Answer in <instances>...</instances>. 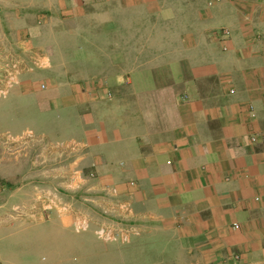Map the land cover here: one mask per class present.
Masks as SVG:
<instances>
[{
    "label": "crops",
    "instance_id": "crops-1",
    "mask_svg": "<svg viewBox=\"0 0 264 264\" xmlns=\"http://www.w3.org/2000/svg\"><path fill=\"white\" fill-rule=\"evenodd\" d=\"M208 1L0 0V264H264V0Z\"/></svg>",
    "mask_w": 264,
    "mask_h": 264
},
{
    "label": "built area",
    "instance_id": "built-area-1",
    "mask_svg": "<svg viewBox=\"0 0 264 264\" xmlns=\"http://www.w3.org/2000/svg\"><path fill=\"white\" fill-rule=\"evenodd\" d=\"M220 2L221 0H209L207 2V6L211 7ZM218 35L224 39L229 37V32L227 30H220ZM255 141L256 139L254 137L250 138L251 143H254ZM87 179L91 180L93 179V176L89 175ZM130 185L132 186L133 184L131 183ZM117 204L120 209L119 214L117 216H109L111 219L109 223H100L94 230L95 238L104 244H125L127 242L128 235L132 231L127 227L129 221L126 220L129 217L131 218L133 215L131 206L128 203L121 201H118ZM232 227L237 229L238 225L233 224ZM82 228L83 231L88 230L86 225L82 226ZM237 258V256H234L235 260H237Z\"/></svg>",
    "mask_w": 264,
    "mask_h": 264
},
{
    "label": "rangeland",
    "instance_id": "rangeland-1",
    "mask_svg": "<svg viewBox=\"0 0 264 264\" xmlns=\"http://www.w3.org/2000/svg\"><path fill=\"white\" fill-rule=\"evenodd\" d=\"M5 70H6V67L4 68V70L2 72L0 71V76L4 77ZM4 142H5V140H3L1 138V135H0V152L1 153H2V151L5 152ZM27 155H28V150L26 149V145H22L21 143H15V148L12 151V157L15 159V162H17V163L14 167L9 168V173L16 177L15 182L14 183H12V182L7 183L6 181H4V179H2L0 177V192L4 191L6 189L11 190V189L19 186L18 179L21 178L23 175V173H22L23 172V165H24L23 159H25V156H27ZM102 217H106V216L102 215ZM107 218L110 219L109 216H107ZM102 220H103V218H101V221ZM100 223L101 222H99V224Z\"/></svg>",
    "mask_w": 264,
    "mask_h": 264
}]
</instances>
